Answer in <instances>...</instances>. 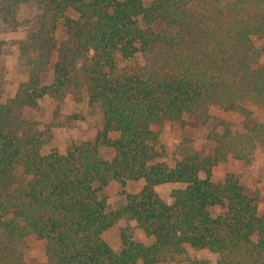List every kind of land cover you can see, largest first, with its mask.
<instances>
[{"label": "trees", "instance_id": "trees-1", "mask_svg": "<svg viewBox=\"0 0 264 264\" xmlns=\"http://www.w3.org/2000/svg\"><path fill=\"white\" fill-rule=\"evenodd\" d=\"M29 1L41 14L18 48L27 78L0 103V264H25L30 236L45 243L38 264H164L187 247L216 254L217 264H264V212L235 176L211 180L227 157L251 164L264 151V123L252 111L264 110V0H0V22L18 29ZM84 92L100 108L101 131L43 155L48 136L25 110L44 98L80 103ZM212 107L239 114L242 130L223 122L207 136L209 151L162 162L161 129L184 119L205 125ZM130 181L141 190L108 212L99 191ZM167 184L183 186L170 204L155 191ZM120 220L151 243L123 230L114 251L103 235Z\"/></svg>", "mask_w": 264, "mask_h": 264}, {"label": "rangeland", "instance_id": "rangeland-1", "mask_svg": "<svg viewBox=\"0 0 264 264\" xmlns=\"http://www.w3.org/2000/svg\"><path fill=\"white\" fill-rule=\"evenodd\" d=\"M149 5L153 0H144ZM41 14V7L35 1L23 4L17 11L19 28L13 30L0 22V103L12 98L19 85L27 78V69L20 58L19 44L27 37V33L36 25V20ZM69 17H76L73 12L68 13ZM57 40L62 42L66 38L63 21L59 23ZM264 48V40L257 43ZM57 55L53 57V63ZM260 62L264 64V55ZM52 81L51 73L43 76L44 83ZM253 114L264 123V110L252 109ZM209 121L205 125H193L184 119L181 123L165 125L160 135V146L166 151V156L160 159L170 167H173L184 154L195 151H209L211 148L207 140L208 134L218 127L220 130L223 122L230 124L233 131L242 130L243 118L234 112L225 111L212 107L208 111ZM25 119L37 125V127L48 136L47 143L42 148V154L51 152L66 153L73 146L83 142L93 141L98 132L102 129L103 116L100 108L89 103L87 93H83L80 103H74L67 99L61 106H58L48 98L41 99L37 107L26 109ZM101 153L106 159L112 157V151L102 149ZM22 171L16 175V182L19 185L22 180ZM235 176L247 195L255 199L259 213L264 212V151L258 150L251 164H245L227 157L217 164L211 173V180L215 184H221L227 176ZM204 178V176H202ZM14 185L15 188H20ZM143 182H128L125 186L112 182L99 191V195L105 198L107 211L116 210L125 201V193H137L141 190ZM180 184H167L155 188L157 194L166 203L172 202V193L180 189ZM213 215L222 212L219 207L212 208ZM126 230L133 234L135 240L150 244L151 239L147 238L135 222L120 220L109 229L104 235L105 242L116 252L121 249L120 234ZM186 255L178 261L164 264H194L207 262L217 264V255L207 250L197 251L186 248ZM25 264H38L46 261L45 243L30 236L24 243Z\"/></svg>", "mask_w": 264, "mask_h": 264}]
</instances>
